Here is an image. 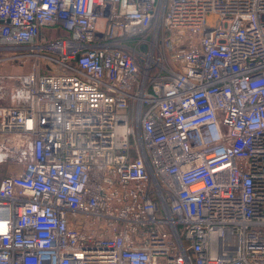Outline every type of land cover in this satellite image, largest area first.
<instances>
[{
	"label": "built area",
	"instance_id": "built-area-1",
	"mask_svg": "<svg viewBox=\"0 0 264 264\" xmlns=\"http://www.w3.org/2000/svg\"><path fill=\"white\" fill-rule=\"evenodd\" d=\"M0 53V264H264V0H0Z\"/></svg>",
	"mask_w": 264,
	"mask_h": 264
},
{
	"label": "rangeland",
	"instance_id": "rangeland-1",
	"mask_svg": "<svg viewBox=\"0 0 264 264\" xmlns=\"http://www.w3.org/2000/svg\"><path fill=\"white\" fill-rule=\"evenodd\" d=\"M52 34L53 37L58 36V33H56L54 30H52ZM7 56H9V54L0 53V71L10 72V73H22L32 69L34 59H27L24 57L11 59V58H7ZM40 64L42 67L46 65L43 61ZM50 71L51 73L57 74L60 72V68L56 66L54 69Z\"/></svg>",
	"mask_w": 264,
	"mask_h": 264
}]
</instances>
